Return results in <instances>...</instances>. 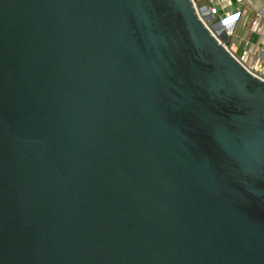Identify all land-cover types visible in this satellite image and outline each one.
<instances>
[{
    "label": "water",
    "instance_id": "water-1",
    "mask_svg": "<svg viewBox=\"0 0 264 264\" xmlns=\"http://www.w3.org/2000/svg\"><path fill=\"white\" fill-rule=\"evenodd\" d=\"M194 2L0 0V264H264V80Z\"/></svg>",
    "mask_w": 264,
    "mask_h": 264
},
{
    "label": "crops",
    "instance_id": "crops-1",
    "mask_svg": "<svg viewBox=\"0 0 264 264\" xmlns=\"http://www.w3.org/2000/svg\"><path fill=\"white\" fill-rule=\"evenodd\" d=\"M225 12L236 13L234 36L228 38L232 48L238 52L247 49L254 55L259 54L264 48V0H225L220 13ZM258 12L261 16L252 24ZM260 55L264 56V52Z\"/></svg>",
    "mask_w": 264,
    "mask_h": 264
},
{
    "label": "built area",
    "instance_id": "built-area-1",
    "mask_svg": "<svg viewBox=\"0 0 264 264\" xmlns=\"http://www.w3.org/2000/svg\"><path fill=\"white\" fill-rule=\"evenodd\" d=\"M242 1V0H237ZM225 0H210L208 4L201 6L199 9L196 8L195 2L194 7L200 20L210 30V32L218 39V41L228 50L231 55L249 72L256 75L261 80H264V56L260 55V52H264L262 48L259 54L254 55L249 50L244 49L241 52L234 51L232 44L229 43L228 38L234 36V28L236 25V13H220V8L223 6ZM218 17H217V16ZM261 12H258V16L252 21L255 24L260 18ZM217 17L215 24H210L212 18ZM210 24V25H209ZM216 26L217 29H213ZM224 33L226 36L225 40L220 38V35Z\"/></svg>",
    "mask_w": 264,
    "mask_h": 264
},
{
    "label": "rangeland",
    "instance_id": "rangeland-1",
    "mask_svg": "<svg viewBox=\"0 0 264 264\" xmlns=\"http://www.w3.org/2000/svg\"><path fill=\"white\" fill-rule=\"evenodd\" d=\"M204 2H205V0H197V4L195 3L196 8L199 9L201 6L204 5V4H203ZM202 4H203V5H202ZM199 5H200V6H199ZM215 23H216L215 18H212V19L210 20V24H215ZM210 24H209V25H210ZM213 29H217L216 26H214ZM233 50L236 51L235 48H234Z\"/></svg>",
    "mask_w": 264,
    "mask_h": 264
},
{
    "label": "trees",
    "instance_id": "trees-1",
    "mask_svg": "<svg viewBox=\"0 0 264 264\" xmlns=\"http://www.w3.org/2000/svg\"><path fill=\"white\" fill-rule=\"evenodd\" d=\"M210 0H205V2L203 3L204 5L208 4ZM195 3L197 4V0H195ZM202 4V5H203ZM200 6V5H199ZM215 21H217V17H215Z\"/></svg>",
    "mask_w": 264,
    "mask_h": 264
}]
</instances>
